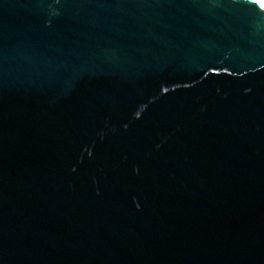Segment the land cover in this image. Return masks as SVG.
<instances>
[{
    "label": "water",
    "instance_id": "water-1",
    "mask_svg": "<svg viewBox=\"0 0 264 264\" xmlns=\"http://www.w3.org/2000/svg\"><path fill=\"white\" fill-rule=\"evenodd\" d=\"M0 264H264V0H0Z\"/></svg>",
    "mask_w": 264,
    "mask_h": 264
}]
</instances>
